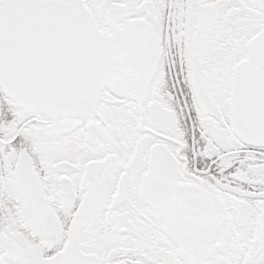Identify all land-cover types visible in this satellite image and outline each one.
I'll list each match as a JSON object with an SVG mask.
<instances>
[{
  "label": "snow or ice",
  "instance_id": "6c2138e0",
  "mask_svg": "<svg viewBox=\"0 0 264 264\" xmlns=\"http://www.w3.org/2000/svg\"><path fill=\"white\" fill-rule=\"evenodd\" d=\"M0 264H264V0H0Z\"/></svg>",
  "mask_w": 264,
  "mask_h": 264
}]
</instances>
